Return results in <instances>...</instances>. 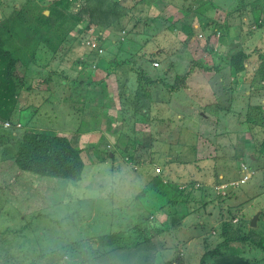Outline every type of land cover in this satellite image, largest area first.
Wrapping results in <instances>:
<instances>
[{"label":"rangeland","instance_id":"rangeland-1","mask_svg":"<svg viewBox=\"0 0 264 264\" xmlns=\"http://www.w3.org/2000/svg\"><path fill=\"white\" fill-rule=\"evenodd\" d=\"M26 1L0 0V19ZM254 1L120 0L129 8L120 25L78 22L54 53L41 39L32 54L22 48L29 40L13 39L26 85L13 106L27 111L0 127V264H63L48 252L75 241L105 251L110 233L125 264H200L203 255L204 264L227 255L264 264V249L251 240L264 244V0ZM238 49L249 53L240 80L229 67ZM113 57L124 62L109 69ZM190 66L186 86L166 89ZM131 67L152 80L141 77L140 96L128 84ZM25 128L67 135L82 148V176L21 170L13 155ZM116 147L140 160L111 154ZM172 216L182 217L175 226ZM142 228L150 243L134 245Z\"/></svg>","mask_w":264,"mask_h":264},{"label":"trees","instance_id":"trees-1","mask_svg":"<svg viewBox=\"0 0 264 264\" xmlns=\"http://www.w3.org/2000/svg\"><path fill=\"white\" fill-rule=\"evenodd\" d=\"M258 1L261 0H255L252 6ZM77 4L78 9H76ZM45 9L48 10L47 14L44 13ZM251 9L254 10L255 8L251 7ZM71 10H73V13L70 12ZM128 13L129 8L122 5L120 0H50L47 6L39 4L36 1L27 0L20 8L13 9L10 16L0 19V127L6 128L3 126L4 120L10 119L11 116L15 114L18 116L27 111V108L23 109L20 107L15 109L16 106H13L17 94L26 86L23 79L24 74H18L16 72V68L18 67L17 62L19 61L20 56L17 52V46L11 44L13 39L17 38L18 40V38H20L21 41L22 39L29 40V43L25 44L22 48L29 50L31 54L35 51L37 40L41 39L47 46L46 49L54 53L58 46L66 41L78 22L84 21L86 26H88L89 23H93L105 29L110 28L113 25H120L123 17L127 16ZM261 24L262 22L258 23L259 26ZM219 27L222 31L223 27L220 25ZM192 29L193 27L191 25L184 26V31L187 34H191L193 32ZM258 56V58L264 62V53L258 52ZM248 58L249 53L245 52L244 49H238L230 55L229 67L231 68L233 75L236 76V80H240L241 73L245 72L246 64L249 63ZM155 59L157 58L151 57L149 59L153 66L158 65V62ZM109 60H107L109 63V69H112V66H121L124 62H117L114 57ZM23 64L24 67L27 66L25 61ZM193 64L200 67L203 71H210L212 69H209L204 65L202 66L199 62H193ZM85 66L91 67V64L88 62L85 63ZM97 68V70H103L100 67ZM140 68L142 67L140 66ZM140 68L131 67V70L134 71V77H131L128 82L129 85L136 83L135 94L138 91L137 96H140V80L142 76L145 83L152 82V80H150L151 78L149 79L147 76L144 77V74H142V71L145 72V70L148 73L147 68L144 66L145 70L142 68V71ZM259 69L264 73V67H259ZM192 72V67H188L185 73L176 76L172 83L169 85L165 84L167 85L166 89L170 92H179L181 87L183 88V86H186V78ZM105 73L113 75L110 70ZM262 80L264 81V78H262ZM72 82L76 83L75 80H72ZM96 83L100 84V86H106L105 80L103 79H100L98 82L96 81ZM142 87L144 86L142 85ZM29 88L31 87L28 86V89ZM79 100L83 102L85 98L79 96ZM202 104H205L206 107L213 112L220 111L217 104L211 105V102L206 104V101ZM248 113L249 110L247 115ZM236 114L237 116L240 115V113ZM260 119L264 122L261 115ZM138 121H140V118H138ZM247 121L248 118L246 117V122ZM12 125H14V123ZM17 125L15 123L14 126L18 127ZM136 126L138 127L137 123ZM258 149L264 154V136ZM121 151L125 154L124 158L128 160H131L134 157L135 159H138V155L129 151L128 148L121 150L116 147L115 151L110 152L111 154L116 155L117 153L120 154ZM81 152L82 148L74 146L67 135L59 134L53 130H34L25 128L17 142L13 159L15 164L21 170H28L32 173L44 176L77 180L82 176V170L84 167V160ZM138 160H140V158ZM183 197L185 200L186 195L184 194ZM181 218V216H172L168 219L169 224L175 226ZM24 226H22V228ZM144 231V228H142L139 232V237L141 239H135L133 242L134 245L150 243L151 236H146ZM251 240L264 249V244L262 242L257 244L258 242H256L254 238H251ZM225 243L226 242L223 241L217 247H223ZM102 244L106 246L108 250L100 251L98 246L94 248L91 246L90 242L75 241L71 244H60L58 249H54L55 251L52 250L48 253H58L60 257H63L61 258L63 264H125V262H127L126 258L128 257V254L125 251L123 252L121 240L114 233L106 234L105 237L102 238ZM119 251H122V253L119 254L122 260L118 262L117 258H120V256L117 252ZM213 251L214 250L210 252L213 253ZM141 252L142 251H140V255L144 253V251L143 253ZM40 255L43 254L41 253ZM204 258L205 255L202 256L200 264H204ZM35 261L31 263L34 264ZM149 261L152 262V260L148 258L143 259V263L145 264H148ZM216 261V264H249V261L246 258L234 255L219 257ZM128 264H140V259ZM165 264L172 263L166 261ZM175 264L180 263L178 262Z\"/></svg>","mask_w":264,"mask_h":264},{"label":"water","instance_id":"water-1","mask_svg":"<svg viewBox=\"0 0 264 264\" xmlns=\"http://www.w3.org/2000/svg\"><path fill=\"white\" fill-rule=\"evenodd\" d=\"M256 218H257V214L253 216V218L251 219V222H250L251 225L255 224Z\"/></svg>","mask_w":264,"mask_h":264},{"label":"clouds","instance_id":"clouds-1","mask_svg":"<svg viewBox=\"0 0 264 264\" xmlns=\"http://www.w3.org/2000/svg\"><path fill=\"white\" fill-rule=\"evenodd\" d=\"M142 264H145V263L142 262ZM148 264H153V261L152 262H148Z\"/></svg>","mask_w":264,"mask_h":264}]
</instances>
